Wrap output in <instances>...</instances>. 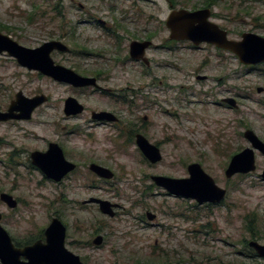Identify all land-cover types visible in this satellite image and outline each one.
Returning a JSON list of instances; mask_svg holds the SVG:
<instances>
[{
    "label": "rangeland",
    "instance_id": "rangeland-1",
    "mask_svg": "<svg viewBox=\"0 0 264 264\" xmlns=\"http://www.w3.org/2000/svg\"><path fill=\"white\" fill-rule=\"evenodd\" d=\"M172 1L177 9L183 8V2ZM115 2L119 18L127 19L125 24H129L131 33L141 29L142 24L153 25L149 31L157 29L170 13L163 0ZM248 2L245 14L234 12L222 16L228 17L230 23L218 22L233 32L234 40L244 33L264 38V0ZM86 3L0 0V33L29 49L57 40L68 47L90 44L91 49L98 48L92 51L96 54L110 50L113 42L102 32L78 24L83 17L79 9L99 8L97 14L104 19L105 11L115 4L111 0ZM188 6L192 8L193 4ZM140 10L145 13L141 20L137 15ZM146 18L154 20L145 22ZM104 54L114 59V53ZM183 55L185 70L179 76V88H185V96L169 91L165 82L163 86L156 83L152 88L157 89L147 96L156 106L142 110L145 104L138 100V127L148 126V137L163 156L157 165H151L135 143L127 145L118 131L88 124V115L76 119L65 116L68 98L74 97L90 111L102 108L104 102L98 97L29 72L8 56L0 55V112H6L20 92L29 99L40 95L49 99L33 115L32 122L0 124V196L10 195L19 203L11 210L0 200L1 226L13 241L36 240L56 218L67 229L66 249L83 264H264L242 256L252 235L264 232V156L256 153L255 173L231 180L225 175L232 158L251 148L243 137L246 131H253L264 142V94L257 92L264 89V64L244 66L234 54L222 62L213 58L212 49H186ZM54 61L67 69L81 68L83 63L80 58L69 61L64 55ZM99 66L104 73L118 72L111 70L112 62H100ZM134 70L138 76L145 71L139 66ZM197 76L209 80L198 82ZM127 81L131 79L116 75L109 84L121 89ZM177 83L170 82L176 87ZM226 99H232L237 108L221 105ZM119 112L122 131L133 119L127 107L120 106ZM145 117L149 118L147 123ZM74 130L79 135L72 136ZM54 141L66 144L68 159L79 167L62 184L27 168L30 152L46 149ZM91 164L110 170L115 179H99L89 172ZM193 164L201 165L216 185L227 191L221 207L201 208L195 202L168 194L151 180L188 179L187 169ZM91 198L118 205L116 218L102 216L96 206L82 205ZM147 213L157 216V221L149 222ZM99 236L103 238L101 247L93 244Z\"/></svg>",
    "mask_w": 264,
    "mask_h": 264
},
{
    "label": "water",
    "instance_id": "water-1",
    "mask_svg": "<svg viewBox=\"0 0 264 264\" xmlns=\"http://www.w3.org/2000/svg\"><path fill=\"white\" fill-rule=\"evenodd\" d=\"M203 12L190 13L188 11H173L169 18V28L172 38L178 40L191 41L196 45L209 43L217 47L230 51L236 55L240 63L244 66H258L264 64V38L254 34H245L240 42H229L226 34L221 32L216 26L207 23ZM54 51L67 53L68 48L59 41L44 43L37 49H29L21 46L11 37L0 33V55H7L14 59L17 64L29 72H38L44 77L50 78L58 83L66 84L74 88H85L95 80L85 79L77 75L72 70L58 66L51 58ZM262 93V89H259ZM48 98L44 95L32 99L26 98L22 93L16 96L6 113L0 112V124L10 121H29L33 113L44 106ZM231 107L237 108L234 101L228 100ZM83 107L74 99L65 102L66 116H77L82 114ZM96 120H113L108 113L95 114ZM244 139L251 148L245 149L240 154L235 155L225 173L226 178L242 175L246 176L255 173L256 153L264 156V143L255 135L253 131H246ZM137 146L146 160L157 165L162 162L161 151L150 144L144 137H137ZM33 163L50 180L60 182L69 173L75 170V166L66 161L63 152L56 145H51L45 154L34 153ZM91 172L99 178L111 180L114 175L111 171L98 165H92ZM188 179H171L166 177H152L153 183L170 195L191 200L203 206L205 204L220 205L225 201L227 191L219 188L214 179L211 178L199 164H193L188 168ZM264 181V171L261 176ZM2 203L9 209L18 207L17 201L7 194L0 196ZM97 205L103 216L114 219L118 205H113L108 201L91 199L84 205ZM149 222H155L157 217L151 213L147 214ZM2 215L0 214V263L1 264H83L79 257L73 255L66 249L67 229L63 223L54 219L44 233L46 243L38 242L26 249H17L12 240L1 226ZM103 239L98 237L94 245L99 247ZM260 258L264 259V246L251 243Z\"/></svg>",
    "mask_w": 264,
    "mask_h": 264
},
{
    "label": "flooded vegetation",
    "instance_id": "flooded-vegetation-1",
    "mask_svg": "<svg viewBox=\"0 0 264 264\" xmlns=\"http://www.w3.org/2000/svg\"><path fill=\"white\" fill-rule=\"evenodd\" d=\"M86 1H87L86 4H88L89 1H91V0H86ZM97 1H99V3H101L103 0H97ZM115 1H119L122 3L127 2V3L136 4L137 1L146 2L149 0H111V2H113L115 5H113L108 11H105L106 14L104 16V19L99 17V15L97 14V12L99 11L98 10L99 8L91 9V8L86 7V6H81L79 9V11L83 14V17H82L81 21L78 22V24L82 25V26L93 27L94 29H98L100 32H102L103 36L105 38L109 39V41L111 40L110 43L113 42V45L110 46V50H105L102 53L96 54V53H93L92 51H94L98 48H95L93 50V49H91L90 44H85V46H83V47H78L77 45L71 44L68 47L62 41H59V42H62L68 48L69 51L67 53H63L60 51H54L51 54V58L53 61H54L55 57H60L62 55L66 56L67 60H69V61H76L77 59L80 58L81 61L83 62L81 68H79V67L75 68L74 67V69H69V70H72L77 75L81 76L82 78L95 80V83L89 84V86H87L85 88H74L72 86L71 87L77 91H80L84 95H88V96H92V97H98L99 100L104 102V104L102 105V108H98L99 110L91 109L89 111L86 105L79 103V101L77 99H75L74 97L68 98L67 100H69V99L76 100L83 107V112L80 115L68 117L65 114V103H64V114L67 118H72V119H76V118L88 115V120H87L88 124H90L91 126L94 124V125H96V127L99 126V127L105 128V129L118 131L119 137L125 139L127 145H131L132 143H135V145L137 146V137L138 136L144 137L150 144H152L150 141V138L148 137V130H147L148 126L144 124V125L138 127V123H137V119H138L137 114H138V109H139L138 100H140V101L142 100V102L145 104V105H142L140 107V109H142V110H147L148 108H152V107L156 106L155 103H153L151 100H148L147 96L150 94V92L152 90L157 89V88H152L156 83H158L160 86H163L165 82L167 83L165 86H167L168 89H170L169 91H171V92L176 91L177 93L179 92V94L181 96H183V97L185 96L186 92L183 91L185 88H179V86H180L179 84L182 82V79L180 80L179 76L182 75L184 73V70H185V68H184L185 64L183 61L184 57L182 58V56H184L183 54H184V51L186 49L192 50V51L205 50V52H208L210 49H212V51H214L213 58H215V57L219 58L220 61H222V62L226 61L227 56L233 55V53L230 51L221 49V48L217 47L216 45L209 44L206 42L201 43L199 45H196L195 43L188 41V40H184L182 38H179L178 40H175L174 38H172V32H171V29L169 28V25H168L171 13L173 11H176V10H178V11L184 10V11H188L190 13L203 12L204 15L207 16L205 18V21L207 20V23L216 26L221 32L225 33L226 39L229 42H240V41H242V38L245 34H253V33H244L241 36L240 35L237 36V40H234L233 39V32L230 29H228L227 27H224V25L219 24L218 22L230 23L231 20L228 17H222V16L230 15L234 12H236V14H240V13L245 14L249 10V8H248L249 2H248V0H192L191 2L189 0H179L180 3L183 2V8L177 9L178 6L172 0H163L166 2L167 7L170 11L165 22L162 21L161 24L158 23L159 24L158 28L155 30H151V31H149L147 29L152 28L153 25L142 24V25H140V27H142L141 29L139 28V30L135 31L134 33H131V32H129V28H130L129 24H125L127 19L119 18L120 10H119L118 5L116 4ZM234 2H236V4ZM190 4H193L192 8H190L188 6ZM121 13H124V12L121 11ZM137 15L140 17V20H141V17H143L145 15V13L140 10V12L137 13ZM130 20H131V18L129 19V21ZM144 20H145V22H149V21L151 22L154 19L153 18H146ZM69 35L73 37L72 32ZM254 35H256V34H254ZM261 38H263V37H261ZM53 41H57V40H53ZM105 49H106V47H105ZM104 53H108V54L114 53V59L106 58V55ZM10 59H12V58H10ZM12 60L15 61L14 59H12ZM106 61L112 62V65L114 67L111 68V70H117L118 72H115L112 74L111 73L112 71L110 70L111 72L104 73L106 71H104L99 65H100V62H106ZM54 63L58 66H61V65L57 64L55 61H54ZM205 64L207 65V62ZM136 66H139L143 70H145V71H142L139 76L137 75L136 71L134 70V68H136ZM248 67H256V66H248ZM127 69H129V75L126 74ZM153 70H155L156 72L154 73ZM122 72H124V73H122ZM35 73L38 75H41L38 72H35ZM116 75H122L125 80L131 79V81L130 82L127 81L124 83L126 86L125 88L120 89V88H116V87H110L109 83H111V81L115 80ZM196 79L198 82H206L209 80L207 77H201V76H197ZM176 80L178 81L177 87L174 86L175 84L174 85L170 84L171 81L176 83ZM170 86H172V87H170ZM173 87H176L177 90H176V88H173ZM258 91L259 90H257V92ZM262 91H263L262 93L258 92V94H260V95L264 94V89H262ZM20 93H22V92H20ZM16 96H15V100H13L11 102V104L14 101H16ZM40 96H42V95H40ZM129 97L132 99L129 100L128 99ZM228 100H232V99L222 100L220 102L221 105H223L224 107H227V108H233V107H231V105L228 102H225ZM48 101H49V99H48ZM183 101H184V99H183ZM262 103L264 104V99H263ZM11 104H10V106H11ZM120 106L127 107L129 110V116H130V118L133 119L131 121L132 123L129 125V127L125 130H122V131L120 130V128L123 124V118L119 112ZM8 109H7V111H8ZM39 109H37V110H39ZM36 111L33 113V115L36 113ZM6 112H3V113H6ZM101 113L110 114L113 117V120H96L94 118V115L95 114H101ZM148 120H149V118L145 117L144 123L145 122L147 123ZM10 122H13V121H10ZM25 122H27V123L32 122V119L29 121H25ZM71 135L72 136L79 135V132L77 130H74L71 133ZM243 137H244V135H243ZM51 145L58 146L59 149L62 150L66 161L75 166V170L73 172L69 173L67 176H65L64 179L61 180L60 182H56V181L48 179L42 173V171L34 165L33 159H32V155L34 153H41V154L47 153L49 151ZM152 145H154V144H152ZM154 146H156L160 150L158 145H154ZM137 148H138V146H137ZM68 153H69V149L67 148L65 143L58 142V141L48 143V146L46 149L34 150V151L30 152L29 157H28L27 168L29 170L33 169L34 171H38V172L42 173L43 176L46 179L50 180L51 182H54L57 184H62L66 180H68L75 172H77L79 170L78 164L73 163L68 159V156H67ZM92 165H96V164H91L89 166V172H91L90 168ZM187 171H188V169H187ZM92 174L95 175L94 173H92ZM95 176H97V175H95ZM240 176H242V175H240ZM99 179L104 180V181H112L115 179V175H114L113 179H111V180H106V179H102V178H99ZM151 179H152V177H151ZM177 198H179V197H177ZM226 198H227V196H226ZM226 198H225V200H226ZM91 199H97V198H91ZM91 199L83 202L82 205L83 206H89V205H84V203L90 201ZM181 199H183V198H181ZM97 200H101V199H97ZM184 200H186V199H184ZM101 201H105V200H101ZM187 201H191V200H187ZM192 202H194V201H192ZM224 202H222L220 205L205 204L203 206H200L196 202L195 203L197 204V206H199L201 208L204 207V208L215 209L217 207H221ZM18 205H19V203H18ZM113 205H115V204H113ZM90 206H96L99 209V207L95 204L90 205ZM117 210L118 209L115 210L116 216H117ZM99 211H100V209H99ZM147 214H146V219L148 220ZM107 218H109V217H107ZM156 221H157V219H156ZM151 223H154V222H151ZM45 231H43V233L38 238H35L36 240H29L25 243H20V242L17 243L15 241H13V239L11 237L10 238H11L12 243H13L15 248L26 249L28 247L33 246L34 244H36L38 242H42L43 244L46 243L45 236H44ZM262 233L263 234H258V235L253 234L251 241L245 243L244 252L242 254L243 257H245L246 259H249V260H254V261L255 260H261L264 262V259L260 258L259 255L257 254L256 250L251 247V243H256V244H259L261 246H264V232H262ZM66 236H67V234H66ZM93 244H94V242H93ZM102 245H103V243H102ZM101 246H99V247H101Z\"/></svg>",
    "mask_w": 264,
    "mask_h": 264
}]
</instances>
